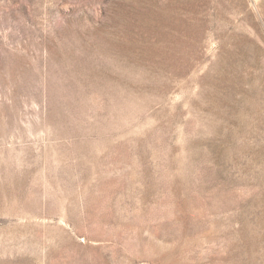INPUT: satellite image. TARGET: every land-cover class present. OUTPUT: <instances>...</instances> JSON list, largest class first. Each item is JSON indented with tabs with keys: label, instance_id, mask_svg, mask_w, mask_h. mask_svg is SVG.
Returning a JSON list of instances; mask_svg holds the SVG:
<instances>
[{
	"label": "rangeland",
	"instance_id": "374dc122",
	"mask_svg": "<svg viewBox=\"0 0 264 264\" xmlns=\"http://www.w3.org/2000/svg\"><path fill=\"white\" fill-rule=\"evenodd\" d=\"M0 264H264V0H0Z\"/></svg>",
	"mask_w": 264,
	"mask_h": 264
},
{
	"label": "bare ground",
	"instance_id": "6f19581e",
	"mask_svg": "<svg viewBox=\"0 0 264 264\" xmlns=\"http://www.w3.org/2000/svg\"><path fill=\"white\" fill-rule=\"evenodd\" d=\"M169 17V16H168ZM161 20V18H159Z\"/></svg>",
	"mask_w": 264,
	"mask_h": 264
}]
</instances>
